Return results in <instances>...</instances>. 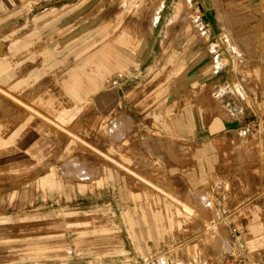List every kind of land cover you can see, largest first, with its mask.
Wrapping results in <instances>:
<instances>
[{
	"label": "rangeland",
	"instance_id": "374dc122",
	"mask_svg": "<svg viewBox=\"0 0 264 264\" xmlns=\"http://www.w3.org/2000/svg\"><path fill=\"white\" fill-rule=\"evenodd\" d=\"M0 48V264H264L261 126L204 130L264 0H0Z\"/></svg>",
	"mask_w": 264,
	"mask_h": 264
},
{
	"label": "crops",
	"instance_id": "0c3cea01",
	"mask_svg": "<svg viewBox=\"0 0 264 264\" xmlns=\"http://www.w3.org/2000/svg\"><path fill=\"white\" fill-rule=\"evenodd\" d=\"M248 63L250 64V62ZM223 86L224 88H226V101H224L223 98L221 99V103L223 107L227 108L229 116L227 118H224L217 114L216 116L213 115L211 118L209 117L208 121L205 124V135L210 136L211 134L219 133L224 128H235L242 125L261 126L264 134V112L258 111L256 106L253 104L252 94L250 93L252 92L251 81L248 80L245 82V85H243V89L249 87L250 90H247V92L244 91V94H239L237 92V88H235L237 87V85H235L231 81L227 82L226 86ZM256 90L258 100L264 106V85L262 81L258 80ZM218 96H221L222 98V95L218 94ZM183 119L184 118H182V120ZM187 119L189 120V118ZM175 121V127L178 130H181L183 122L179 121V118H177ZM189 125L190 124L187 123L186 127H188Z\"/></svg>",
	"mask_w": 264,
	"mask_h": 264
},
{
	"label": "bare ground",
	"instance_id": "6f19581e",
	"mask_svg": "<svg viewBox=\"0 0 264 264\" xmlns=\"http://www.w3.org/2000/svg\"><path fill=\"white\" fill-rule=\"evenodd\" d=\"M163 1H164V0H163ZM163 4H164V3L161 1L158 7H159V8L162 7ZM159 8H158V9H159ZM152 20H153V23H155V18H152ZM0 50H2V48H0ZM1 53H2V52H1Z\"/></svg>",
	"mask_w": 264,
	"mask_h": 264
}]
</instances>
